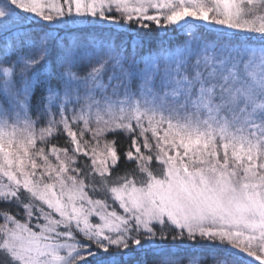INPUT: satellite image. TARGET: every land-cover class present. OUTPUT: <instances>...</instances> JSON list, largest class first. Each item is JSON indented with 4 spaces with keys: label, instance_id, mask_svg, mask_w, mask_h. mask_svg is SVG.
I'll return each mask as SVG.
<instances>
[{
    "label": "snow or ice",
    "instance_id": "snow-or-ice-1",
    "mask_svg": "<svg viewBox=\"0 0 264 264\" xmlns=\"http://www.w3.org/2000/svg\"><path fill=\"white\" fill-rule=\"evenodd\" d=\"M0 264H264V0H0Z\"/></svg>",
    "mask_w": 264,
    "mask_h": 264
}]
</instances>
